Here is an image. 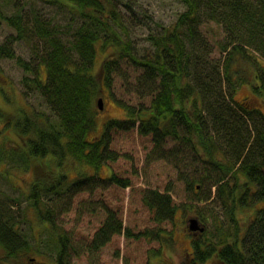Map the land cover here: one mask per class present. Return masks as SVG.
<instances>
[{
  "label": "trees",
  "instance_id": "trees-1",
  "mask_svg": "<svg viewBox=\"0 0 264 264\" xmlns=\"http://www.w3.org/2000/svg\"><path fill=\"white\" fill-rule=\"evenodd\" d=\"M43 1L68 7L74 20L81 22L76 27L74 23L68 32L39 13L33 0L12 12L0 6V17L16 28L19 37L31 40L37 36L45 42L46 48L39 56L40 65L46 67L44 77L39 73L40 65L30 66L20 56L17 61L33 73L22 78L28 92L39 91L51 111H0L5 126L15 132L11 150L0 147V163L8 164L9 155L15 159L11 152H19L26 168L33 161L36 170H45L46 176L37 175L32 182L28 203L21 210H33L40 224H46L44 228L40 226V233L51 232L50 242L45 245L49 257H55L57 264H69L71 257L68 233L55 220L62 205L53 198L62 192L68 173L57 170L54 174L50 169H62L73 158L94 171L75 179L76 186L93 187L97 185L96 178L128 186L130 180L114 172L106 178L97 172L102 164L119 156L110 145L112 130L136 126L142 135H151L160 156L170 158L190 149L202 172L188 175L182 169L180 178L188 190L195 188V180L202 185L216 183L215 194H207L206 190L197 197L208 200L214 195L226 207L231 220V231L220 240L207 241L202 234L193 236L194 257L183 264H207L209 259L214 261L212 264H264V112L260 106L247 107L244 100L236 98L239 86L246 84L254 96L264 101V0H180L183 9L158 34L149 36L154 48L143 55H138L132 44L119 0ZM124 4L132 10L133 19L139 18L129 1ZM211 21L224 28V36L215 45L201 27ZM12 41L10 35L0 43V57L15 55ZM217 46L222 50L220 56L213 55ZM107 49L144 68L139 87L146 86L151 102L125 105L126 117L108 119L102 133L91 137V132H96L102 83L111 86L112 73L118 66V59L108 56ZM99 53L103 58L96 69ZM97 70L102 77L98 78ZM250 98L246 97V102ZM170 138L178 143L167 151L164 145ZM168 190L147 187L142 191L144 204L158 223L173 219L178 207ZM255 200L262 205L253 214L239 217L238 213ZM17 208L0 198V246L5 250L4 258L13 260L24 254L34 259L30 255L34 244L28 232L19 227L25 218ZM106 208V218L88 246L91 250L100 249L123 230L128 237L137 239L163 238L165 230L161 226L157 230L135 231L124 225L115 210ZM199 217L204 219L200 214ZM37 250L41 253L42 249Z\"/></svg>",
  "mask_w": 264,
  "mask_h": 264
},
{
  "label": "rangeland",
  "instance_id": "rangeland-1",
  "mask_svg": "<svg viewBox=\"0 0 264 264\" xmlns=\"http://www.w3.org/2000/svg\"><path fill=\"white\" fill-rule=\"evenodd\" d=\"M128 1L139 18H132V10L127 9L124 4ZM27 2L28 0H0V6L12 12L16 7ZM33 3L39 13L59 23L68 32L72 30L74 23L76 27L81 22L78 18L74 20L68 7L61 6L59 3H48L43 0H33ZM29 6L28 4L26 9H29ZM119 7L126 16L125 24L129 28L132 44L138 55H143L154 48L149 36L158 34L162 26L173 22L184 5L180 0H119ZM26 24L30 27L31 21ZM201 27L213 45L217 39L224 36V28L215 22L203 23ZM10 35H12L15 55L0 57V111L19 112L21 109H41L51 112L39 91L28 92L29 89L22 83V78L25 74L32 75L33 73L17 61L20 56L30 66L37 68L40 65L39 56L46 48L45 42L37 36H33L31 40L19 37L16 28L0 17V43L5 42ZM221 52L222 50L217 46L213 55L220 56ZM107 53L108 56L118 59V66L112 73L111 86L107 87L104 82L102 83L99 96H103V108L98 109L96 132L92 131L91 137L102 133L104 123L108 119L126 117L125 105H149L151 102V95L146 86L139 87L144 68L132 62L128 57H117L112 49H107ZM102 58V54L99 53L96 57V69L100 68ZM38 69L40 75L44 77L47 73L46 67L40 65ZM97 76L102 77L99 70H97ZM102 80L103 78L101 82ZM155 83L158 84V81ZM246 97H251L252 100L246 102ZM236 98L238 101L244 100L242 102H245L244 105L247 107L260 106L264 112L263 99L254 96L248 85L239 86ZM3 120L4 118L0 117V147H8L11 150L15 132L14 129L6 127ZM16 143L23 146L19 141ZM177 143L178 140L170 138L164 148L168 151ZM110 145L119 156L115 161L102 164L97 175L106 178L114 172L119 177L129 179L131 184L128 186L116 182L110 183L107 179L101 181L97 178V185L93 187L86 184L76 186L73 182L75 179L82 174H93L94 171L92 167L81 164L73 158L68 159L62 169H50L54 174H57V170L68 173V180L63 183L62 192L53 198H57L62 205L55 220L68 233L71 246L69 264L190 263L194 257L191 239L193 236L198 237L202 234L203 239L208 238L207 241L220 240L225 233L231 231V220L223 203L215 200L214 195L208 200H200L197 197L206 190H208L207 194L209 191L215 194L216 183L202 185L200 181L195 180V188L188 190L186 183L180 178L182 169L188 175L192 172L198 174L202 172V166L198 165L190 149L184 152L181 150L178 155L170 158L160 156L154 149L151 135H142L136 126L128 129H113ZM11 153L14 154L15 159L9 155L6 161L8 164L0 163V198L18 207L17 210L19 209L23 218L26 219L22 220L19 227L28 232L35 250L30 254L34 259H29L23 254L11 260L4 258L5 250L0 246V264H51L52 261L57 264L55 257H49L50 252L45 246L50 242L51 232L41 231L40 233L41 227L44 228L46 224H40L33 210H28L27 213L21 210L28 203L27 196L30 194L32 182L37 175L46 176V172L42 169L36 170L33 161L29 168H26L19 157L20 153ZM194 173L192 176H197ZM147 187H156L162 191H167V187L170 188L168 191L178 204L173 219H167L161 223L154 220L153 214L142 198V191ZM253 203L245 211L239 212L238 216H248L251 212L253 214L256 207L262 205V202L256 200ZM106 206L115 210L123 219L124 225L135 231L146 228L157 230L161 226L165 230L162 232L163 238L161 240L157 238L137 239L128 237L123 230V233L114 234L100 249L91 250L88 246L96 230L106 218ZM199 214L204 219L200 220ZM192 217L199 219L200 226H203L204 230L193 231L189 228V219ZM72 246H75L76 250H73ZM37 249H42L41 253ZM213 262L209 259L207 264Z\"/></svg>",
  "mask_w": 264,
  "mask_h": 264
},
{
  "label": "water",
  "instance_id": "water-1",
  "mask_svg": "<svg viewBox=\"0 0 264 264\" xmlns=\"http://www.w3.org/2000/svg\"><path fill=\"white\" fill-rule=\"evenodd\" d=\"M98 105L100 108H103V99L102 98H99ZM189 228L193 231L204 230V227L200 226V221L196 217H192L189 219Z\"/></svg>",
  "mask_w": 264,
  "mask_h": 264
},
{
  "label": "bare ground",
  "instance_id": "bare-ground-1",
  "mask_svg": "<svg viewBox=\"0 0 264 264\" xmlns=\"http://www.w3.org/2000/svg\"><path fill=\"white\" fill-rule=\"evenodd\" d=\"M99 98H102V99H103V96H100ZM99 98H98V100H99ZM98 100H97V105H98ZM103 102H104V99H103ZM98 108L101 109V108L99 107V105H98Z\"/></svg>",
  "mask_w": 264,
  "mask_h": 264
}]
</instances>
